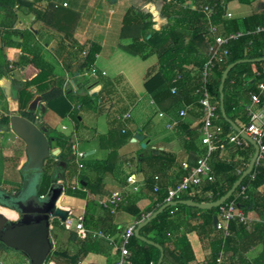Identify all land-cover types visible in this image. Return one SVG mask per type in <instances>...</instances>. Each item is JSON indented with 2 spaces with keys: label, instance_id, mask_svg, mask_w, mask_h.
Here are the masks:
<instances>
[{
  "label": "trees",
  "instance_id": "16d2710c",
  "mask_svg": "<svg viewBox=\"0 0 264 264\" xmlns=\"http://www.w3.org/2000/svg\"><path fill=\"white\" fill-rule=\"evenodd\" d=\"M233 1H239L242 4L249 3V0H139L129 6L123 16L121 48L134 56L142 57L144 60L153 56L157 57V62L147 69L144 77V88L149 96L148 99L155 103L152 109V117L149 120L158 118V110L172 115V110L177 106L186 105L191 107L190 113H196L198 119H202L200 128L203 126L202 105L200 104L202 93L199 91L201 72L211 54V45L214 43V38L208 32V27L210 23L219 26V34L224 37L232 32L241 31L236 19L225 18L228 4ZM151 2L162 3L157 17L143 9V6ZM192 5H216V13L209 19L204 13L193 10ZM19 12L35 16V23H43L55 32L64 33L68 39L74 35L79 21V15L60 8L51 3V0H0V15L4 17L14 16L10 25L5 22L0 23L3 45L8 48L26 50L28 47L12 41L13 36L21 33L15 29ZM245 23L248 24V30L243 32L250 31V33H245L238 40H232L219 49L215 68L208 85L211 101L218 106L222 117L219 124L224 130L223 137L233 132L232 124L240 129H244L248 125L250 118L241 100L248 99L251 91H257L258 83L264 78V63L252 62L256 59H264V32H251L264 26V12L253 15ZM70 24H74L73 28ZM30 34L33 35V32L30 31ZM226 49L228 55L224 53ZM81 50L85 54L78 59L77 67L73 71L71 66H68V69L75 79L77 87L84 89L85 94H74L73 88L70 85L64 86L62 80L50 82L54 68L49 62H46L39 46L35 49L29 48V57L16 61L14 67V69L21 66L27 67L31 58H35L38 64V67L33 64L24 70V76L28 80L25 82L14 80L15 97L20 104L19 112L15 115L23 116L31 121L37 118L34 111H26L28 104L34 97L30 88L35 87L42 93L40 100L46 104L45 113L52 110L62 118L71 116L78 128L84 124V114L92 113L98 116L106 113L110 124L108 134L99 136L100 148L109 151L107 158L93 167L90 164H83L84 168L80 169L71 137L52 129L40 117L37 125L46 129L52 150L59 149L60 153L48 159L40 172L37 190L39 197L47 196L51 188L60 181H63L65 186V196L72 199H87L89 196L97 195L101 190L104 177L115 171L120 159L118 150L133 138V131L129 128L136 121V109L141 100L123 82L122 77L110 78L101 71L92 72L96 63V55L100 52L98 45L87 43ZM243 60L249 62L237 65L230 72L226 81L224 108L229 119L227 121L223 118L220 108L222 76L232 63ZM8 66L9 61L4 62V72L0 74V77L10 75L11 72L5 69ZM38 69L39 72L37 73ZM89 72H91L90 76H85V73ZM98 86L102 87L98 95L90 94V91ZM173 89H176L175 93L172 92ZM262 99L264 100V96ZM78 106H80V110H76ZM128 113L132 114V120H124V116ZM12 116L8 112L7 114L0 113L1 129L10 128ZM183 126L184 122L178 121L175 130L178 132ZM197 137V134L188 132V135L183 137L185 140L183 148L195 149L191 148V142L196 144ZM236 151H238L240 158L230 161L220 157L221 151L213 153L210 165L212 177L215 180L213 182L207 180L199 187L190 186L180 195V198L173 201L177 203L176 205L164 210L141 230L140 235L142 237L163 247L164 261L162 264H167L169 261L173 264H190L195 259L187 234L174 233L177 232L176 226H178L174 214L180 209L189 207L181 205L180 201L211 204L221 200L233 188L248 169L255 153L252 145L246 150L236 148ZM201 152L204 153V150ZM25 153L26 148L18 150L14 158H6L1 163L3 166L5 161L13 163L14 168L17 169ZM178 157L179 155L172 152L156 149L148 155L137 158L136 163L146 177L145 189L154 198L153 206L146 215H153L170 203L167 201L170 189L177 188L183 178L190 175L191 169L181 167L180 177L174 180L172 188L168 189V186L163 183L162 176L176 166ZM241 161L246 164L244 165ZM24 171L27 170L22 168L19 172L24 173ZM90 171L97 174L95 181L88 177ZM256 171H258L256 178L252 179L249 176L242 183V186L247 187L246 193L240 195L241 188L239 187L229 199L235 200L245 215L254 209L255 202L252 196L258 195L259 188L264 185V161ZM156 177L159 178V181L156 180ZM22 181L25 184L27 179L22 177ZM23 184L11 187V191H6L5 188L11 185L5 183L0 177V187L9 195L17 196L27 186V184ZM157 185L160 187L159 191L155 190ZM128 201L127 199V203H129ZM92 203L89 201L88 205ZM69 204L71 205V202ZM191 210L196 214H202L203 224L199 226V230L205 231L215 239V246L210 257L211 264H232L237 257L242 259L241 252L233 249V245L238 241L241 243L243 241L250 242L249 246L242 249L243 254L255 244L264 246V205H262V212H260V220L252 221L249 226L244 225L239 220L231 221L228 225V231L216 228L214 220L215 217L220 220V208L201 210L191 207ZM109 214L114 215L110 212ZM136 217L139 222L143 219L141 212ZM58 221L57 219L53 221V227L56 224L66 229ZM66 231L68 230L66 229ZM68 234V242H75L78 245L77 251L72 254L69 247L57 248L49 256L47 263L80 264L95 250L94 247L98 241L82 240L75 232L71 231H68ZM129 249L132 253L133 264H158L161 257V251L158 248L137 239L136 236L132 238ZM7 251L10 249L0 242V257ZM230 253L233 256H230ZM220 259L221 261H219ZM254 264H264V251Z\"/></svg>",
  "mask_w": 264,
  "mask_h": 264
},
{
  "label": "crops",
  "instance_id": "0c3cea01",
  "mask_svg": "<svg viewBox=\"0 0 264 264\" xmlns=\"http://www.w3.org/2000/svg\"><path fill=\"white\" fill-rule=\"evenodd\" d=\"M129 1L132 4L139 0ZM51 3L63 8L64 10L79 15V21L74 35L72 38L69 37L68 39L64 33L58 31L55 32L52 28L47 27L43 23H35V16L25 15L20 12L18 13V20L15 29L19 30L21 33L13 36L12 41L23 44L24 46L27 45L28 47L26 50L8 48L3 45V36L0 35V74L4 72L3 65L6 61H9V66L5 69H8L11 72L8 77L4 75L0 77V113L7 114L8 112L14 116L16 114L14 112H17L16 110L20 109V104L15 97L16 90L14 80L25 82L28 79L24 76V70L28 69L33 64L38 67V64L35 58L30 57L31 61L27 67L21 66L14 69L11 68V66L15 67L16 61L29 57V48L35 49L39 46L42 49L41 53L43 54L46 62H49L53 66L54 73L50 77L51 83L62 80L64 86L70 85L73 88L74 94L78 95L85 94L86 92L84 89H79L77 87L76 81L71 75L68 66H71L72 71L77 67L78 59L85 54L81 50L85 44L94 43L100 47V52L97 54L95 63L97 69L105 73V75L110 78L119 76L122 77L123 82L129 86V88L139 97L141 101L137 105L136 121H134V124H132L129 128L133 131V138L125 146L118 150L120 159L117 162L115 171L104 177L101 190L97 195L89 196L87 199L73 198V200H71V205L67 206L66 209L70 210L72 216L76 211V213H78L77 220L80 217L84 218V224L87 229L105 232L113 239L115 244H120L125 230L139 222L136 215L141 212L144 217L154 203L153 195L148 193L145 189L146 177L136 163L137 158L148 155L152 150L156 149L179 155L176 166L164 173L162 176L163 183L168 186V189L172 188L174 180H177V178L180 177V168H194L197 164L199 153L204 150V147L200 142L201 135L199 129L202 119H198L195 115L196 113H190L189 116L182 121L184 122V126L177 132V130H175L176 126L173 130H166L165 126L169 119L158 120V118H156L149 120L150 118H146V111L144 110L145 105L150 111H152L154 106L151 105L146 91L142 95L136 92L131 76L126 71L127 62L132 63L134 61L131 56L127 54V52L123 51L119 46H111L108 39H102L98 33L97 25L92 24L97 19L94 17L100 15L101 13L100 7L104 5V0H51ZM65 4L67 6H64ZM161 6L162 3L155 4L151 2L143 6V9L146 12L151 13L154 17H157L159 16ZM227 12L232 14V19H236V21H238L240 30L246 31L248 30V24L245 23V21L250 19L255 14L264 12V0H249L248 4L233 1L228 4ZM112 13L114 14V11H111V15H113ZM13 18V15L7 17L0 15V23L5 22L10 25ZM70 25L73 28L74 24ZM30 31L33 32V35L30 34ZM137 57L139 56H134L135 59ZM154 57L156 56L151 58ZM140 59L146 61L142 57H140ZM38 72L39 69L37 73ZM101 89V86L96 87L93 95L97 96ZM30 91L34 97L28 104L26 111H31L28 109H30V107H34L35 103H37L34 108L37 115L36 120H38L39 111L42 107H44L43 114L40 116L42 117V121L44 123L52 129L61 126V129L63 130V127H66V133H62L71 137L74 142L75 152L86 154L82 160L83 164H90L93 167L94 165L102 163L107 158L109 151L100 148L99 140V136L107 135L110 129L109 119L106 113L98 116L97 114L92 113L85 114L84 121L85 117L88 120L78 128L73 122L71 116L62 118L52 110L45 113L46 104L40 100L42 93L35 87H31ZM248 101L249 99L246 98L241 100V102L244 103V106L248 103ZM182 107L183 105H180V107L177 108L180 110ZM177 114L178 111L176 115H170V118L178 120ZM66 122H70L73 127L71 128L67 126ZM188 132L191 134L195 133L198 136L196 144L191 142V148L195 149L183 148V142H185L183 137L187 136ZM137 135L144 136V144L146 145L145 148L141 142L135 141V137ZM14 157L15 155L5 156V152L0 151V162L6 158ZM24 157L27 158L26 153ZM220 157L227 161L233 159L238 160V158H240L238 156V151H236V148L233 146H228L225 150L221 151ZM23 158L20 162V164L22 163V167L20 168L19 165L16 169L17 172L21 171L24 164L28 161L27 158L24 162ZM241 162L244 165L246 164L244 161ZM4 163L5 172H7V168L9 167L8 164H10V162L5 161ZM96 175L97 174L93 171L88 173V177L92 181H95L97 178ZM34 176L33 171H24L22 174V177L25 178V180L27 179L25 184H28V190L33 183ZM28 179H30V181H28ZM129 180H131V182ZM5 182L11 185L10 181L5 180ZM18 184H23L22 179ZM123 190L127 192L129 203L120 208L116 214L110 215L109 211L103 209L99 205L100 200L107 198L114 192ZM65 197L66 196L64 194L62 199H65ZM252 198L254 199L255 207L247 214V216L252 221H258L261 219L260 212H262V205H264V185L259 188L258 195L254 194ZM89 201L93 203L88 205ZM4 209L12 213V217H8L6 214L0 212L7 216L10 221L19 220L20 216L17 212L7 208ZM174 219L178 224V226H176L177 232L174 233L179 235L187 234V239H189L194 251L195 259L190 264H211L210 257L212 249L215 246V239L205 233V231L199 230V226L203 224L202 214H196L191 210V207H188L178 210L174 214ZM52 232L53 229L51 230V233ZM53 238L54 237L51 234V239L55 242ZM68 241V237H65L63 244L66 247L71 245V251L72 254H74L78 249V245L75 242ZM96 241L98 242L94 247L95 250L80 264H115L118 255L116 254L113 245L105 240ZM249 244L250 242L247 241H243L242 243L238 241L233 245L234 251L239 250L243 257L242 259L237 257L232 264L255 263V260H257L264 251V246L262 244H252L253 246L243 254L242 249L249 246ZM10 255L14 254L11 252ZM230 256H233V254L230 253ZM167 264H173V262L169 261Z\"/></svg>",
  "mask_w": 264,
  "mask_h": 264
},
{
  "label": "built area",
  "instance_id": "2783aa9c",
  "mask_svg": "<svg viewBox=\"0 0 264 264\" xmlns=\"http://www.w3.org/2000/svg\"><path fill=\"white\" fill-rule=\"evenodd\" d=\"M64 6H67L66 4ZM216 5H192L191 8L200 13H204L209 19L214 16ZM232 14L227 12L225 15L226 19H232ZM208 32L214 38V43L211 45V54L204 64L205 66L202 69L201 75V85L200 92L202 93V98L200 100V104L202 105V113H203V126L200 128V140L201 145L204 147V153L200 152L197 158V164L194 168L191 169L190 175L184 177L182 182L179 184L177 188L170 189L169 197L167 198L168 202H173L175 199L180 198L190 186L199 187L205 181H214L215 179L212 177V168L210 165L211 155L216 151H223L228 146H233L238 150H246L252 144L242 136V133H245L252 140L256 142L259 147V156L257 158L255 168L253 173L250 175L252 179L256 178L258 175V171L256 169L261 166L264 161V100L262 97L264 96V78L257 85V91H251L249 94V101L245 105V110L247 112L250 121L248 125L245 126L244 129H241V132H237L234 128L233 132L226 137H223L224 130L222 126L219 124L222 121L221 114L219 113V108L217 105L213 104L211 101V97L208 91V85L210 82L211 75L215 68L216 57L219 49L222 46H226L232 40H238L245 33L248 32H232L228 36L224 37L220 35L219 26L210 23L208 27ZM252 33H260L264 32V26L259 27L253 31ZM225 55H228V50L224 51ZM97 59V55H96ZM11 68H14L11 66ZM99 71L96 66H94L93 71ZM103 73V72H102ZM91 72L85 73V76H90ZM105 75V73H103ZM95 89L90 91V94L93 95ZM173 93L176 92V89L172 90ZM152 106H155L153 100H150ZM189 106H183L178 110V120L170 118V114L158 110V118L161 120H168L165 128L166 130H173L177 125L178 121L185 120L189 114L190 109ZM76 110H80V106L76 108ZM173 116V115H172ZM133 116L131 113H128L124 116V120H132ZM66 127H63V131H66ZM74 148V152H75ZM77 163L80 169L84 168L82 160L84 159V153H76ZM241 173V172H239ZM158 181L159 178L156 177ZM131 182V180H129ZM79 188V186H78ZM240 195H244L247 191L246 186H240ZM156 191L160 190V187L157 185L155 188ZM128 195L125 190L117 191L109 195L107 198L100 200L99 205L109 211L112 214H116L119 209L127 203ZM219 217L218 223L216 224V228L218 230L224 229V231H228V225L231 221L239 220L244 225L249 226L252 223V220L244 214V212L239 208L237 202L234 200H228L222 206L219 207ZM177 211V209H176ZM72 213H70V217L67 221L62 222L65 228L68 231L75 232L80 239L82 240H105L108 241L111 245H113L118 258L115 264H133L132 261V253L129 249L130 242L132 238L135 236L136 229L140 224L145 222L150 216H144L141 222H138L130 227H128L122 235L120 244H115L113 239L107 235L105 232L101 231H91L88 230L84 225V218L80 217L77 221L71 217ZM53 228V226H52ZM221 261V259L219 260ZM0 264H5L2 260H0ZM20 264H31V261L25 257V261ZM45 264H52L45 263Z\"/></svg>",
  "mask_w": 264,
  "mask_h": 264
},
{
  "label": "water",
  "instance_id": "95a60500",
  "mask_svg": "<svg viewBox=\"0 0 264 264\" xmlns=\"http://www.w3.org/2000/svg\"><path fill=\"white\" fill-rule=\"evenodd\" d=\"M112 1L116 2L117 0ZM247 62L249 61L243 60L232 63L222 76L220 85V108L223 118L227 121H229V119L227 118L224 108V90L226 81L230 72L237 65ZM252 62L264 63V59L260 58L253 60ZM232 126L237 132H241V129L235 124H232ZM10 128L26 145V155L28 161L26 164H24L23 169L27 171H33L34 175L39 177V181L35 186V194L30 192L31 187L29 190L27 189L28 184L17 196L7 194L0 187V207L13 210L20 216L19 220L17 221H10L7 216L0 213V242L3 243L8 249L22 253L27 259L31 261V264H45L54 250L53 241L51 239L53 221L57 219L61 222H65L70 217V210L59 206V202L65 194V186L63 183L54 185L47 196L39 197L37 194L38 185L40 182V172L43 170L45 162L51 157L57 156V154L60 153V150H52L51 142L46 135V129L39 127L37 125L36 119L31 121L23 116L14 115L11 117ZM242 136L252 144L255 153L248 169L244 172L233 188L227 194H225L221 200L211 204L180 201L181 205H186L201 210H210L219 208L234 195L244 180L253 173L257 158L259 156V147L256 142L245 133H242ZM135 141L141 142L143 147H146L144 144V136L137 135L135 137ZM30 179H28V181H30ZM176 204V202L168 203L155 214L151 215L136 229L135 236L137 239L149 245L155 246L161 251V257L158 264H162L164 261L163 247L150 240H146V238L142 237L140 233L144 227L149 225L164 210ZM214 221L215 224H217L218 218L215 217Z\"/></svg>",
  "mask_w": 264,
  "mask_h": 264
},
{
  "label": "rangeland",
  "instance_id": "374dc122",
  "mask_svg": "<svg viewBox=\"0 0 264 264\" xmlns=\"http://www.w3.org/2000/svg\"><path fill=\"white\" fill-rule=\"evenodd\" d=\"M131 5L129 0H117L116 2H113L112 0H104V5H102L100 7L101 13L100 15L95 16L94 18L96 19L94 21V23H92L93 25H97V30L99 35L101 36V38L109 41V44L111 46H119L121 48V44H122V40H121V32H122V27H123V16L125 14V12L128 10L129 6ZM111 11H114V14L111 15ZM123 51L127 52L125 49L121 48ZM127 54H129L132 58V60L134 62L129 63L127 62V68L126 71L129 73V75L131 76L132 82L134 84V87L136 89V92H138L139 94H144L145 90H144V77L146 74L147 69L153 65L154 63H156L157 58H151V59H147L146 61H143L142 59H140V57H137L136 59L134 58V55L130 54L127 52ZM140 95V96H141ZM37 103H35L36 105ZM35 105L34 107H30V109L28 110H32L35 113ZM177 107H180L177 106ZM118 109V106H117ZM43 110L44 107H42V109L39 111V119L37 120V122L40 121V116L43 114ZM146 111V118H150L152 117V112L146 108L145 105V109ZM17 112H19V110H16ZM178 111V108H175L172 110V115H176ZM14 112V113H17ZM85 116V114H84ZM87 118L85 117V121L84 123L87 122ZM160 120V119H158ZM67 126L69 127H73L72 124L70 122H66ZM55 130H57L60 133H66V131H63L61 129V126L56 127ZM26 145L25 143L12 131L11 128L8 129H1L0 128V151L5 152V156H14L16 154V152L18 150H22L25 149ZM58 155V154H57ZM24 162L25 160H27V158H23ZM8 170L7 172H5V167L3 166V163L0 162V177L1 179L5 182L6 181H10L11 182V186L5 188L6 191H11L12 188L14 186H19L18 183H20V180L22 179V174L23 173H19L16 171V169L13 166V163L8 164ZM22 167V163L20 164V168ZM15 180V181H14ZM14 181V182H12ZM39 181V177L37 175L34 176L33 179V183L31 185V189L30 192L32 194L36 193V189L35 186ZM23 182V181H22ZM63 181H60L59 183H62ZM6 183V182H5ZM13 185V186H12ZM21 185V184H20ZM71 200H73L71 197L66 196L65 199L60 200L59 202V206L63 207L66 209L67 206H70V202ZM0 212L6 214L8 217L12 216V213L6 209H3L0 207ZM78 213H73V219L74 221H77L78 218ZM58 221V220H57ZM60 224H62L61 221ZM53 226V225H52ZM54 230L51 233L53 237H55V239L53 238V240L55 242H53V247L54 250L57 248H64L66 247L63 244L64 238L68 237L69 238V234L68 231H66V229H64L62 226L59 225H54ZM52 228V229H53ZM57 236V238H56ZM56 241H58V243H56ZM71 246V245H70ZM69 246V250L71 251V247ZM53 250V251H54ZM7 253H4L0 259L3 260V262H5L6 264H18L21 262L25 261V256L20 253V252H16L13 250L7 251ZM9 252H12L14 255H10Z\"/></svg>",
  "mask_w": 264,
  "mask_h": 264
},
{
  "label": "bare ground",
  "instance_id": "6f19581e",
  "mask_svg": "<svg viewBox=\"0 0 264 264\" xmlns=\"http://www.w3.org/2000/svg\"><path fill=\"white\" fill-rule=\"evenodd\" d=\"M62 200V199H61ZM2 208V207H1ZM4 209V208H3ZM12 217V216H11Z\"/></svg>",
  "mask_w": 264,
  "mask_h": 264
}]
</instances>
